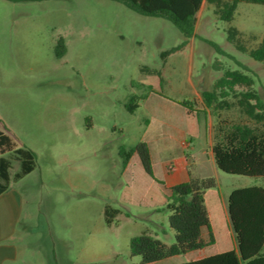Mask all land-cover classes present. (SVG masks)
<instances>
[{"label": "rangeland", "instance_id": "374dc122", "mask_svg": "<svg viewBox=\"0 0 264 264\" xmlns=\"http://www.w3.org/2000/svg\"><path fill=\"white\" fill-rule=\"evenodd\" d=\"M230 27L239 29L246 51L227 40ZM61 36L67 52L58 57ZM263 36L264 4L241 1L226 21L204 0L195 35L163 58L164 50L183 41L181 31L168 19L139 14L120 1L0 0V128L36 153L33 172L14 181L24 199L18 232L31 235L22 242H30L32 262L47 264L53 245L64 264H139L140 256L130 254L133 236L148 231L174 242L163 186L136 153L123 171L119 149L142 141L158 153V180L167 182L163 162L175 167L191 153L193 172L216 181L205 194L216 242L205 252L232 249L229 194L264 187V176L220 170L211 143L236 125L264 131V120L246 114L233 93L224 98L228 105L207 108L200 92L211 89L226 69L240 68L254 77L264 101V61L249 55ZM132 94L144 99L129 112L125 103ZM175 100H195L190 105L206 111L193 112L199 126ZM19 169L15 161L11 174ZM107 205L120 210L112 224L105 220Z\"/></svg>", "mask_w": 264, "mask_h": 264}, {"label": "trees", "instance_id": "16d2710c", "mask_svg": "<svg viewBox=\"0 0 264 264\" xmlns=\"http://www.w3.org/2000/svg\"><path fill=\"white\" fill-rule=\"evenodd\" d=\"M117 1L139 14L168 19L181 31L184 36L183 41L164 50L161 53L163 58L182 49L188 43V39L195 35L197 13L204 2V0ZM206 1L215 6L218 18L226 21L233 19L237 5L241 1L264 4V0ZM227 40L236 42L240 50L246 51L238 28H228ZM210 43L217 51L223 53L217 44L213 41ZM55 51L58 57L67 52V45L62 36L57 40ZM249 55L256 60L264 61V36L256 47L249 50ZM254 84V77L244 70L226 69L211 89L201 91V100L207 108L228 105V101L224 98L233 93L238 96V105L246 114L264 120V101L254 88ZM237 88L241 90L238 91ZM148 89L149 92H156L150 86ZM137 99H144V94L141 96L132 94L129 97L125 103L129 112H134L140 107ZM194 101L178 102L187 109L188 114L206 113L205 110L199 111L193 108L190 103ZM212 152L217 168L224 172L264 176V131L236 125L213 141ZM135 153L138 154L145 171L154 178L150 150L146 142H139L129 149L121 147L119 155L122 158V166L125 167ZM0 155V194H2L8 190L12 180L17 181L36 168V153L27 146H20L8 131L0 128ZM15 161L19 162L20 169L12 175L11 168ZM159 182L165 185L164 182ZM164 187L167 191L165 208L169 211V225L175 232L174 242L167 244L148 231L133 236L129 244L130 254L140 256L142 263H153L177 254H185L212 245L216 241L205 199L206 190L216 187V181L211 177L198 176L190 172L187 181ZM227 211L236 247L181 264H264V187L247 186L232 190L228 197ZM119 212L118 208L107 205L104 211L106 222L112 224Z\"/></svg>", "mask_w": 264, "mask_h": 264}, {"label": "crops", "instance_id": "0c3cea01", "mask_svg": "<svg viewBox=\"0 0 264 264\" xmlns=\"http://www.w3.org/2000/svg\"><path fill=\"white\" fill-rule=\"evenodd\" d=\"M151 93H157V92H151ZM201 93V92H200ZM198 94V92H197ZM150 95V94H149ZM149 95L146 96V100L149 98ZM172 100V99H171ZM173 104H180L178 101H172ZM181 105V104H180ZM183 106V105H181ZM183 108H185L183 106ZM187 115L196 117L195 124L196 126H199L200 124V119L198 118L197 114H188L187 109L185 108ZM205 124V122H204ZM206 127V124H205ZM3 129V128H2ZM8 131L7 129H4ZM10 133V132H9ZM11 134V133H10ZM12 135V134H11ZM13 136V135H12ZM14 137V136H13ZM17 141V140H16ZM149 150H150V155H151V161H152V170H153V165L154 162L156 161L155 159L158 156V153H156L155 150L150 147L149 143L146 141ZM182 144L184 147H189V141L186 139H182ZM212 145L211 143V153L212 152ZM190 156H188V153L184 155L183 159L181 160V163L179 165L175 164V167L172 166L173 163L167 164V162H163V173L165 174L167 178V182H164L165 185L161 184L155 176L154 170V180L157 181V184H161L163 186V199L166 202L167 201V191L164 186H173L177 183L187 181L190 177V172L195 174L192 170V165H193V155L190 153ZM1 157V155H0ZM134 154L130 157L127 165L123 167V171H127L131 164V160L133 159ZM214 158V157H213ZM33 172V171H32ZM30 172V173H32ZM173 172V173H171ZM28 173L27 175H29ZM27 175L24 177L20 178L19 180L25 178ZM198 176H201L200 174H195ZM150 176V175H149ZM17 180V181H19ZM16 182V181H15ZM206 194V193H205ZM209 211V209H208ZM24 214V199H23V194L16 189L14 185V180L11 181L10 187L8 190L0 194V264H34L32 262V248L30 247V242L27 241V243H23V240H28L31 238V235L29 234H24L21 235L18 232V228L21 222V219ZM210 215V212H209ZM211 219V217H210ZM29 236V237H28ZM235 240V239H234ZM216 242V241H215ZM207 247V246H206ZM203 247L199 250V254H197L196 257L190 259H199L204 256H208L205 252V248ZM236 247V243L234 244L233 248ZM194 251V250H193ZM190 251V252H193ZM189 253V252H187ZM185 253V254H187ZM216 254V253H215ZM64 255V254H63ZM212 255V254H210ZM180 256V254L170 256L164 259H161L159 261L153 262V263H142L141 259L139 264H181L185 261L189 260H175L173 258ZM50 259L47 262V264H62V254L61 251H56L54 246L52 245L51 250H50ZM169 260V261H167ZM166 262V263H165ZM64 264V263H63Z\"/></svg>", "mask_w": 264, "mask_h": 264}]
</instances>
